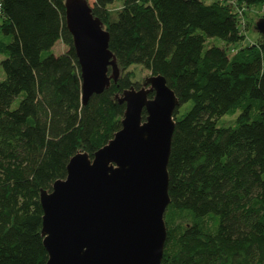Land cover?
Returning <instances> with one entry per match:
<instances>
[{
    "label": "trees",
    "instance_id": "trees-1",
    "mask_svg": "<svg viewBox=\"0 0 264 264\" xmlns=\"http://www.w3.org/2000/svg\"><path fill=\"white\" fill-rule=\"evenodd\" d=\"M116 1L91 8L120 76L83 105L65 0H0V264H46L40 193L66 178L75 154L93 158L121 129L119 98L142 87L135 65L178 99L160 264H264L263 38L243 44L240 16L221 0H120L113 10Z\"/></svg>",
    "mask_w": 264,
    "mask_h": 264
},
{
    "label": "water",
    "instance_id": "water-1",
    "mask_svg": "<svg viewBox=\"0 0 264 264\" xmlns=\"http://www.w3.org/2000/svg\"><path fill=\"white\" fill-rule=\"evenodd\" d=\"M66 27L81 77V99L117 82L109 33L87 0H65ZM264 40V17L253 28ZM153 97L149 98V94ZM121 129L93 158L78 152L65 179L41 191L46 264H160L170 202L168 163L178 99L161 75L122 93ZM143 111L146 116L143 119Z\"/></svg>",
    "mask_w": 264,
    "mask_h": 264
},
{
    "label": "rangeland",
    "instance_id": "rangeland-1",
    "mask_svg": "<svg viewBox=\"0 0 264 264\" xmlns=\"http://www.w3.org/2000/svg\"><path fill=\"white\" fill-rule=\"evenodd\" d=\"M89 1L90 6L93 5L94 0H87ZM113 10L118 9L121 7V1L117 0L112 6H110ZM264 15V9L262 8V5L258 6H252L250 8H245L243 17L245 26L242 28V33L245 35V40L243 44H251L257 42L261 37V35H258L256 31L253 29V24L255 21H257L259 18H262L261 16ZM216 44L217 46L224 47L223 42H221L217 38H212L207 40V45H213ZM60 48H63L62 43H60L58 46H56L53 50V52L56 54ZM235 52L231 51L230 55ZM4 58V55L0 54V61ZM128 71H131L133 73L132 80L134 82H139L143 85L145 80L151 75V73L143 68L142 66L135 65L131 66ZM4 78L3 70L0 66V80ZM238 114L234 115H225L221 117L218 120V126H231L234 124V121L236 119Z\"/></svg>",
    "mask_w": 264,
    "mask_h": 264
},
{
    "label": "built area",
    "instance_id": "built-area-1",
    "mask_svg": "<svg viewBox=\"0 0 264 264\" xmlns=\"http://www.w3.org/2000/svg\"><path fill=\"white\" fill-rule=\"evenodd\" d=\"M221 1L235 7V11H237L239 16H240V27L243 28L245 26L244 17H243L245 8L244 7H238L234 0H221ZM262 8L264 9V5H262Z\"/></svg>",
    "mask_w": 264,
    "mask_h": 264
},
{
    "label": "crops",
    "instance_id": "crops-1",
    "mask_svg": "<svg viewBox=\"0 0 264 264\" xmlns=\"http://www.w3.org/2000/svg\"><path fill=\"white\" fill-rule=\"evenodd\" d=\"M95 2V0L93 1V3ZM88 3H89V1H88ZM60 43H62L61 41H57L56 42V44L54 45V47H53V50H54V48L56 47V46H58ZM62 45H63V48H60V50L55 54V55H59V54H61V53H63L65 50H66V47L64 46V44L62 43Z\"/></svg>",
    "mask_w": 264,
    "mask_h": 264
}]
</instances>
